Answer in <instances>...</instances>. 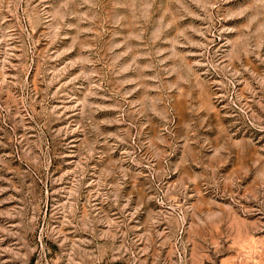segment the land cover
Instances as JSON below:
<instances>
[{
  "label": "rangeland",
  "instance_id": "1",
  "mask_svg": "<svg viewBox=\"0 0 264 264\" xmlns=\"http://www.w3.org/2000/svg\"><path fill=\"white\" fill-rule=\"evenodd\" d=\"M0 264H264V0H0Z\"/></svg>",
  "mask_w": 264,
  "mask_h": 264
}]
</instances>
